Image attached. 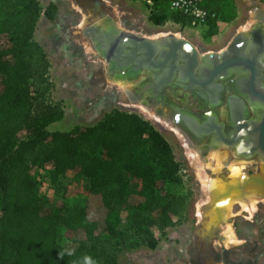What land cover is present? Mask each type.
Masks as SVG:
<instances>
[{
	"label": "trees",
	"instance_id": "trees-1",
	"mask_svg": "<svg viewBox=\"0 0 264 264\" xmlns=\"http://www.w3.org/2000/svg\"><path fill=\"white\" fill-rule=\"evenodd\" d=\"M169 1L152 0L149 20L189 23L170 13ZM222 3L200 5L227 20ZM55 10L39 0H0V36L7 37L0 42V264H118L132 239L153 249L188 212V194L163 187L182 184V163L166 137L136 112L112 108L93 124L48 129L64 112L49 100V62L34 31L40 17L52 19ZM206 33H216L215 22ZM68 171L88 183L90 197L81 205L64 201ZM131 179L140 186L131 188ZM42 181L63 189L48 211ZM124 206L132 208L123 216ZM59 226L75 232L72 252L59 243Z\"/></svg>",
	"mask_w": 264,
	"mask_h": 264
},
{
	"label": "rangeland",
	"instance_id": "rangeland-1",
	"mask_svg": "<svg viewBox=\"0 0 264 264\" xmlns=\"http://www.w3.org/2000/svg\"><path fill=\"white\" fill-rule=\"evenodd\" d=\"M77 1L81 7L80 10L68 6L60 11L56 9L52 19L42 15L34 38L44 49L49 62L47 73L50 84L48 88L49 100L60 105L64 112L62 119L50 124L48 129L50 131H65L77 125L93 124L112 108L139 113L166 137L173 147L176 159L182 163V184H165L164 189L188 194L190 200L188 212L175 225L165 229L155 248L151 249L141 244L135 245L132 239L129 242V247L119 253L118 264H264V202L257 203L251 218H248L250 217L249 212L238 213L240 207L235 204L232 216L224 219L226 215L224 204L227 200L244 198L251 191L231 195L221 202L220 208L224 211H222V220L220 219L218 229L207 246L204 244L198 234V228L206 222V218L210 214L211 202L204 203L207 199V192L197 177L198 165L188 157L187 149L180 140L177 130L168 125L165 127L166 122L157 118V121L161 125L163 124L162 126L175 133V137L172 132L149 119L150 117L134 108L125 99L123 94L125 87L122 83L109 77L106 73L105 61L92 49L90 39L82 33L84 28L100 17L101 11L97 9L92 12V6L87 2L88 0ZM107 1L122 9V17H131L132 15V19L139 24L138 29L141 32H155L159 36L175 34L189 40L200 53L214 52L225 48L238 31L249 28L250 24L257 20L258 13L264 16V0H223V14L227 15L229 19L219 20V23L216 24V33L208 36L201 28L191 26L189 23L182 25L168 20L161 25L153 26L148 18L151 7L146 4L145 0ZM101 2L102 11L108 12L109 5ZM40 3L44 6V3ZM71 5H74V2ZM259 20L264 22V18ZM6 41L7 37L0 36V42ZM141 110L152 116V113L142 108ZM163 121L164 123H162ZM241 159L245 160L234 159L228 165L226 164L227 168L222 162V156L217 152H211L205 161L200 160L205 165V171L212 178L224 182L223 176L232 177L228 167L233 162L237 165L243 164L242 175L252 173L260 168V163L253 162L254 160ZM215 167L219 168V172H213L212 168ZM74 176L75 174L71 171L65 175V183H69V185L64 191L66 195L64 201L81 205L86 198L90 197L88 183L85 179L76 180ZM236 178L237 176H233L230 179L235 180ZM129 186L138 188L140 182L131 179ZM216 189L218 188H214V190ZM56 191L48 189L45 181L40 182V193L45 198L44 209L46 211L50 210L56 201L62 200L63 189L57 193ZM201 206L205 211V215L201 219L202 222L198 216V209ZM131 208V206H124L123 216ZM225 221L231 224L234 237L243 240L242 242L236 241L229 243L228 246L224 245L222 228ZM75 237V232L64 226H59L58 241L68 252H72L78 245Z\"/></svg>",
	"mask_w": 264,
	"mask_h": 264
},
{
	"label": "flooded vegetation",
	"instance_id": "flooded-vegetation-1",
	"mask_svg": "<svg viewBox=\"0 0 264 264\" xmlns=\"http://www.w3.org/2000/svg\"><path fill=\"white\" fill-rule=\"evenodd\" d=\"M91 4L94 8L97 6L94 1ZM262 25L259 28L251 24L238 31L225 46L230 49L229 56L235 57V51L244 48L245 42L252 39L240 33L259 31L264 34ZM255 52V45H246L242 53L252 56ZM158 58L157 55L155 59ZM187 62L179 60V67L172 71L170 81L160 88L157 83L162 76L168 75L167 68L142 69L134 78L121 81L116 76L119 72L106 69V73L126 84L131 94H123L134 108L162 128L166 129L157 118L180 132L201 160L217 152L225 165L234 159L245 160L241 158L259 164L264 157V52L253 67L234 66L224 73L216 72L212 65L198 58V65L191 74Z\"/></svg>",
	"mask_w": 264,
	"mask_h": 264
},
{
	"label": "water",
	"instance_id": "water-1",
	"mask_svg": "<svg viewBox=\"0 0 264 264\" xmlns=\"http://www.w3.org/2000/svg\"><path fill=\"white\" fill-rule=\"evenodd\" d=\"M103 23H105L103 19L96 18L90 26L82 30V33L90 39L92 49L105 61L106 69L119 72L116 76L120 81L134 78L142 69L167 68L170 74L162 76L158 81L157 85L160 88L170 81L172 71L179 67V60L186 59L188 61L187 66L190 68L191 74L194 67L198 65V58L204 63L212 65L216 72L224 73L234 66L250 65L253 67L258 57L264 52V34L259 31L252 32V34L240 33L241 36H251L252 39L250 38L249 42H245L244 48L235 51V57H231L229 56L230 49L227 47L219 52L211 51L200 54L196 46L189 40L175 34L151 38L120 28L105 31L102 28ZM262 24H264L262 20H257L252 23V26L258 25L260 28L263 26ZM246 45H255L256 52L252 56L243 55L242 52ZM157 55L158 60L155 59ZM122 85L125 87L123 93L131 94L126 84L122 83ZM234 154L237 155L238 153ZM223 180L222 189L213 191L210 214L206 218V222L198 228V234L206 246L218 229L221 219L220 204L223 200L245 191H255L264 196V157L261 159L260 168L256 171L244 173L235 180L223 176Z\"/></svg>",
	"mask_w": 264,
	"mask_h": 264
},
{
	"label": "bare ground",
	"instance_id": "bare-ground-1",
	"mask_svg": "<svg viewBox=\"0 0 264 264\" xmlns=\"http://www.w3.org/2000/svg\"><path fill=\"white\" fill-rule=\"evenodd\" d=\"M257 18L258 19H263L264 16L262 14L258 13L257 14ZM162 123H164V121ZM167 125L168 124L166 123V126L165 127H167ZM177 133H178V136H179L180 140L183 142V144L185 145V147L187 149L186 152H188V157L198 165L199 170L197 172L198 173L197 174L198 175L197 177L199 178V180L201 181L203 187L205 188V190L207 192V199H206V201L204 203H208V201L211 202L212 192H213L214 188L217 187L218 189H222L224 182H221L222 180L220 181L217 178H212V176L205 171V169H206L205 168V165H203V162L200 160L198 153L195 150L191 149L188 146V144L185 142V140H184V138H183V136H182V134L180 132H177ZM207 165H208V163H207ZM242 167H243V164L242 165H239V164L237 165L234 162L231 163L229 165V167H228V170H229L230 175L232 177L233 176L234 177L237 176V178H239L240 175H242L241 174V171H242L241 169H243ZM212 170L215 173L219 172V168L218 167L217 168L216 167L215 168H212ZM232 177H230V178H232ZM245 192H247V191H245ZM260 201L261 202L262 201L264 202V196L263 195H260V194H257L255 191L248 192V194H246V196L244 198L242 197V198H231V199H228L227 202H226V204H224L225 205L224 209L226 210V215H225L224 219L229 218V217L232 216L231 215L232 214V209H233V207H234L235 204H237L240 207V210H239L238 213H240V212H249L250 213V217H248V218H251V215L254 212L257 203L260 202ZM204 203H202V204H204ZM202 208H203V206H201L198 209V216H199L200 221H201V219L205 215V211L202 210ZM222 211L223 210H221V217L223 215ZM222 229H223L222 235L224 237V239H222V241H223L224 245L228 246L229 243H234L236 241H238V242H242L243 241L241 239H236L234 237L233 229H232L230 223H227L225 221Z\"/></svg>",
	"mask_w": 264,
	"mask_h": 264
},
{
	"label": "crops",
	"instance_id": "crops-1",
	"mask_svg": "<svg viewBox=\"0 0 264 264\" xmlns=\"http://www.w3.org/2000/svg\"><path fill=\"white\" fill-rule=\"evenodd\" d=\"M39 1L44 3L43 7H46L49 3L54 4L56 9H57V11H60L63 8L65 9L68 6L69 7L73 6L75 9H78V10L81 9V7L78 5V1L77 0H39ZM72 1L74 2V5H71L73 3ZM93 1L95 2V4L97 6H95V8L91 7L92 12H94L93 10H97V9H99L101 11L100 17L98 19H100V20L103 19L104 20L105 23H103L102 28L105 31H110L113 28H118V29L120 28V29L129 31V32L138 33L140 35L151 37V38L159 36L155 32H152V33H143V32H141L138 29L139 24L134 19H132V15H131V17H125V18L121 16L122 9H120L119 6L112 5L107 0H93ZM101 1L105 2V5H109L110 8H109L108 12H103L102 11V8H101L102 2ZM92 2H89V4H91ZM91 6H92V4H91ZM102 14H104V15L101 16ZM85 16L87 17V15H85ZM40 21H41V17L38 20L36 29L34 31V38H35V36L37 34V27L39 26ZM88 26H90V24ZM153 26H156V25L153 24Z\"/></svg>",
	"mask_w": 264,
	"mask_h": 264
},
{
	"label": "built area",
	"instance_id": "built-area-1",
	"mask_svg": "<svg viewBox=\"0 0 264 264\" xmlns=\"http://www.w3.org/2000/svg\"><path fill=\"white\" fill-rule=\"evenodd\" d=\"M202 0H170L168 9L170 13H180L189 18L191 26L201 28L203 31H208L210 24L219 23L216 13L211 12L203 7L200 3ZM146 4L152 6V0H145Z\"/></svg>",
	"mask_w": 264,
	"mask_h": 264
}]
</instances>
